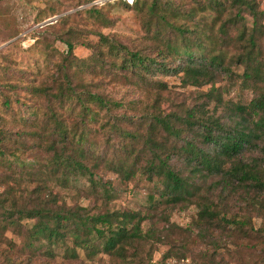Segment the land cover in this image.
I'll return each instance as SVG.
<instances>
[{"label":"rangeland","instance_id":"rangeland-1","mask_svg":"<svg viewBox=\"0 0 264 264\" xmlns=\"http://www.w3.org/2000/svg\"><path fill=\"white\" fill-rule=\"evenodd\" d=\"M136 1L97 5L96 0H0V124L6 132L0 141L4 149V153L0 150V179L4 181L0 180V192L7 191V207L15 203L17 210L39 205L52 209L85 206L83 210L89 213L138 211L144 215V231H150L147 238L133 244L122 242L109 253L103 250L104 239L95 235L92 246L80 247L72 235L52 241L35 234L38 216L19 218L16 214L17 222L11 223L0 206V264H155L182 258L193 264H264V188L252 179L193 171L195 164L177 154L172 162L190 177L196 193L191 200L173 203L161 195L162 178L155 174L149 178L142 168L151 155L146 139L154 109L187 117L189 109L204 107L228 126L245 116L252 124L258 121L257 112H236L235 107L264 93V17L257 26L258 43L249 65L239 63L240 56L250 50L248 39L255 27L243 0L235 5L234 0H224L218 9L199 8V2L210 0H162L180 7V13L168 10L166 16L189 27L185 33L171 23L157 22L160 17L150 11L154 0ZM257 2L264 9V0ZM234 18L238 19L235 23ZM67 40L74 44L73 53ZM100 41L106 53L98 59L97 68L70 65L74 56L91 55L90 45ZM184 41L192 47L203 41L208 53L221 54L222 64L210 65V74L200 83H187L183 71L173 72L187 56L171 52L168 42L181 45ZM127 49L141 50L156 58L157 64L167 63L166 68L154 63L145 74L116 70L112 61L121 53L120 62ZM195 54L199 55L198 49ZM66 67L75 69L73 84L124 104L108 109L91 102L90 112L78 97H56L59 86L68 84ZM92 112L96 118L82 120ZM59 121L74 133L86 132L82 159L94 171L95 182L54 161L53 144L60 151L74 148V141L57 133ZM177 124L185 127L182 138L198 135L201 141L200 124L195 128L185 121L177 120ZM123 130L132 131L136 138ZM259 131L262 136L237 161L251 163L264 176V128ZM157 133L164 137L162 130ZM127 143H133L136 150L126 157L131 153L124 150ZM135 157L140 160L136 173L126 176L117 168L116 163L129 166ZM203 204L218 213L215 224L198 223Z\"/></svg>","mask_w":264,"mask_h":264},{"label":"trees","instance_id":"trees-1","mask_svg":"<svg viewBox=\"0 0 264 264\" xmlns=\"http://www.w3.org/2000/svg\"><path fill=\"white\" fill-rule=\"evenodd\" d=\"M112 0H106L103 4L95 3L97 5H104ZM136 0H134L135 2ZM127 5H133L124 0ZM140 0L136 1L138 4ZM247 9L252 13L254 17V31L249 37L250 50L248 49L245 55H241L239 63H247L249 65L254 60V49L258 43V35L256 30L260 19L264 17V9L259 8L257 0H243ZM167 3V4H166ZM200 9L215 8L225 5L224 0H210L208 3L199 2ZM234 5L237 4V0H234ZM241 9V8H240ZM168 10L174 13H180L181 9L178 5L168 3V1L154 0L151 3L150 11L153 14H157L160 19L157 20L160 25L165 23H171L176 29L185 33L189 27H184L181 24H177L167 18ZM238 11L236 15H240ZM238 19L234 18L231 21L235 23ZM245 35V30L242 32V37ZM103 43L100 41L98 44L92 43L90 47L93 48V53L85 59L79 57H72L70 59V65L76 66L79 69L92 68L93 70L100 65L98 59L106 53L104 47L101 46ZM69 52H74V44L72 41L67 40ZM170 45V50L174 54L186 55V60L183 61L181 66L173 69V72L178 73L184 72L186 82L200 83L205 76L210 73V65L216 63L222 64L221 54L211 55L207 52V47L203 41L197 42L193 47L191 42L184 41L183 44ZM114 46V45H112ZM114 48V47H113ZM199 50V55L195 54V50ZM119 50V48H117ZM120 52V51H118ZM71 53V54H72ZM74 55V54H73ZM121 53L118 55V59L112 61L114 68L124 71H136L137 73H147L153 68L154 63L157 64V59L151 56H146L141 50H130L127 49L123 53L121 61L119 62ZM165 62H160V67L166 68ZM104 66V63H101ZM156 65V68H159ZM62 69V68H60ZM66 76L68 80L67 86H59V89L55 91V96L59 98L78 97V100L82 101L86 110L92 111L91 102H96L101 106H105L111 109L112 106H121L124 101L110 100L109 97L104 96L98 91H94L89 88L82 89L73 84L76 73L75 69L68 70L66 67ZM245 75L249 74L248 71L244 72ZM248 76V75H247ZM236 112L249 113L257 112L259 115L258 121L252 124L250 120L245 117L242 119H235V124L228 126L221 120L220 117L214 114H209L205 111L204 107L197 109H189L188 115H170L163 114L161 111L155 109L150 111V117L153 118L154 123L151 122L150 132L147 136L146 143L151 151V155L148 157V161L142 168L147 172L149 178H153V175L160 176L163 182L162 197L168 202L177 203L183 199H192L196 193L194 183L191 181L189 176H186L182 171L173 164V159L177 154L184 155L189 162L194 163L193 171H205L209 170L212 173H222L229 176H236L240 181H246L252 179L254 184L258 187L264 188V176L260 171L256 170L251 163L245 161H237L239 154L256 138L262 136V132L259 131L264 128V93L258 97H254L249 104H237L235 107ZM201 111L203 113H199ZM242 116H244L242 114ZM92 118H96V113L92 112L91 115L85 116L82 120L90 121ZM59 120V117H56ZM177 120L185 121L188 126L195 128V124H200L202 130L200 135L202 136L201 141L196 139L198 135H191L190 137L182 138V134L185 127L177 124ZM248 120V121H247ZM189 129V127H188ZM157 130H162L163 136L161 137ZM57 133L64 139L70 138L74 141V148L72 150L60 151L57 145L53 144L55 149L56 163H64L71 172L78 174L88 175L92 182H95L94 171L83 161L84 157V146H81L84 140H87L86 132L81 131L80 133H74L73 128L63 125L61 121L58 123ZM124 134L135 135L130 130H123ZM74 136H70L73 135ZM199 135V136H200ZM6 137V132L0 124V141L3 142ZM136 138V136H132ZM174 138V143H170V138ZM57 140V139H56ZM4 153V149H0ZM125 152H131L125 154L130 156L136 148L133 143L125 144ZM139 158L135 159L130 163L129 166L123 161L116 163L118 169L125 172L126 176H130L136 173L138 170ZM230 163L229 166L227 164ZM141 171H143L141 169ZM1 180V179H0ZM2 181V180H1ZM4 182V181H2ZM108 191L110 189H107ZM107 191V192H108ZM7 191L0 192V206L5 208L6 218L11 223L17 222L16 214L19 218L23 217H35L40 218L39 223L35 228V234L44 235L49 240H61L65 239L68 235H72L77 246L89 247L92 241V236L95 235L97 238L104 239L103 250L112 253L116 248L120 246L122 242L129 243L140 238H147L149 230L144 231L142 227V221L144 215H141L138 211H124L122 213H116L115 211H104L99 213H89L83 209L85 206H79L78 208H65L58 207L55 209L46 206H35L25 207L17 210V204L13 203V206L7 207L6 202L8 200ZM109 193V192H108ZM218 213L211 209L209 205H201L197 221L199 224H206L209 226L215 224L216 219L214 218ZM46 219V220H45ZM66 221L71 224L67 226ZM133 244V242H132ZM168 260V259H167ZM158 261V262H164ZM156 264V263H155Z\"/></svg>","mask_w":264,"mask_h":264},{"label":"built area","instance_id":"built-area-1","mask_svg":"<svg viewBox=\"0 0 264 264\" xmlns=\"http://www.w3.org/2000/svg\"><path fill=\"white\" fill-rule=\"evenodd\" d=\"M106 0H96L98 3H104ZM129 3H134V0H126ZM156 264H193L192 261L189 259H168L167 261L164 262H157Z\"/></svg>","mask_w":264,"mask_h":264}]
</instances>
